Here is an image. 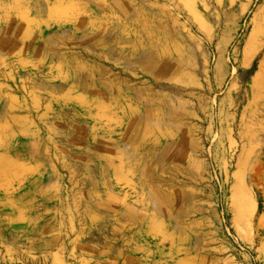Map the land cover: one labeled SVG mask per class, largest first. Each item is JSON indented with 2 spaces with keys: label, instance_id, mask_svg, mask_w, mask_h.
<instances>
[{
  "label": "rangeland",
  "instance_id": "obj_1",
  "mask_svg": "<svg viewBox=\"0 0 264 264\" xmlns=\"http://www.w3.org/2000/svg\"><path fill=\"white\" fill-rule=\"evenodd\" d=\"M3 156L42 172L0 190V264H262L264 0H0ZM153 190L174 242L141 236Z\"/></svg>",
  "mask_w": 264,
  "mask_h": 264
},
{
  "label": "crops",
  "instance_id": "obj_2",
  "mask_svg": "<svg viewBox=\"0 0 264 264\" xmlns=\"http://www.w3.org/2000/svg\"><path fill=\"white\" fill-rule=\"evenodd\" d=\"M142 138L145 136L144 139H146V134L141 132ZM40 165H37L35 163L21 161L19 159L15 158H9L6 156H3L0 159V190L3 192H9L10 190H13L17 185H20L24 183L25 181L31 179L34 177L35 174L42 172ZM108 183H115L112 187H110L107 198L104 200V204L108 205V212L111 210L112 206L115 204L114 202H123V199L125 198V195L121 192L120 188L116 185H124V187L129 183V175L125 169H122L121 167H115L114 171L111 172L108 176ZM46 188V185H43L40 187L41 190H44ZM48 188L47 190H49ZM154 191V190H153ZM154 197H153V205L151 209H143L140 213V226H141V236L147 237L152 240H156L158 243H162L164 235L166 234L167 237L171 238V240L174 242L173 237L177 236L176 233L167 231L165 229L168 228V225L165 221L164 217V211L165 210H172L169 209L167 206L163 208V198L160 193H158V190L154 191ZM46 195V194H44ZM172 195V194H171ZM97 197L99 198V202H97V205H88V211L91 213L92 217H100L104 210L100 207L101 197H104V193H102L99 189L97 192ZM121 198H123L121 200ZM263 200H264V193H263ZM173 204L172 200L166 201ZM122 205L125 208V204H119ZM43 206V217L42 219L45 221L46 214L51 213V209H45V206ZM116 207V206H115ZM33 207L30 208H24V207H15L14 214L11 216V218H8V221H11L13 223H20V222H28L32 223L35 221V214L32 211ZM126 210V208H125ZM95 224V221L93 222ZM66 223H65V232H66ZM179 238V237H177ZM242 238L241 241L244 243L252 244L255 243V251L258 252V255L260 258H262L264 264V202H263V210L257 217L256 221L252 223L251 227L248 228L246 235ZM176 242V241H175ZM178 242V240H177ZM94 250L98 253H101V248L93 247ZM89 249V246L84 245V250L87 251ZM90 250V249H89ZM141 253L144 255H148V251L144 246L141 245ZM191 254V253H190ZM180 256H177L178 262L176 264H192L190 260H192L193 257H184L182 258V262H180ZM223 264H242L240 261L237 262L236 258L232 255H228L223 251Z\"/></svg>",
  "mask_w": 264,
  "mask_h": 264
}]
</instances>
